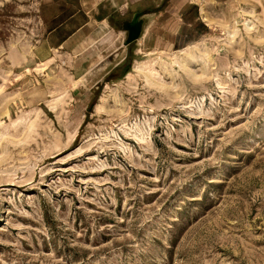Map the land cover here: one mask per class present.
Here are the masks:
<instances>
[{
	"label": "rangeland",
	"instance_id": "1",
	"mask_svg": "<svg viewBox=\"0 0 264 264\" xmlns=\"http://www.w3.org/2000/svg\"><path fill=\"white\" fill-rule=\"evenodd\" d=\"M0 264H264V0H0Z\"/></svg>",
	"mask_w": 264,
	"mask_h": 264
},
{
	"label": "water",
	"instance_id": "2",
	"mask_svg": "<svg viewBox=\"0 0 264 264\" xmlns=\"http://www.w3.org/2000/svg\"><path fill=\"white\" fill-rule=\"evenodd\" d=\"M141 28L142 24L138 21L137 17H135L132 23H128L124 26V29L128 32V40L125 42V46H128L140 39Z\"/></svg>",
	"mask_w": 264,
	"mask_h": 264
},
{
	"label": "crops",
	"instance_id": "3",
	"mask_svg": "<svg viewBox=\"0 0 264 264\" xmlns=\"http://www.w3.org/2000/svg\"><path fill=\"white\" fill-rule=\"evenodd\" d=\"M135 17H137V16H135ZM135 17H134V19H135ZM134 19H133V21H134ZM133 21H132V22H133ZM138 21H139V20H138ZM132 22H124V23H123V27H124L126 24H128V23H132ZM139 22H140V21H139ZM125 31H126V30H125ZM126 32H127V31H126ZM141 32H142V28H141ZM127 33H128V32H127Z\"/></svg>",
	"mask_w": 264,
	"mask_h": 264
},
{
	"label": "bare ground",
	"instance_id": "4",
	"mask_svg": "<svg viewBox=\"0 0 264 264\" xmlns=\"http://www.w3.org/2000/svg\"><path fill=\"white\" fill-rule=\"evenodd\" d=\"M190 57H192V56H189V58H190ZM192 58H193V57H192ZM178 61H179V60L177 59V60H176V63H177V64L179 63ZM183 63H184V62H183ZM183 63H182V65H183ZM163 65H164V64H163ZM179 65H181V64L179 63ZM183 67H184V66H183Z\"/></svg>",
	"mask_w": 264,
	"mask_h": 264
}]
</instances>
